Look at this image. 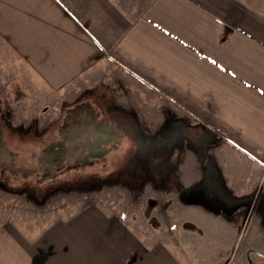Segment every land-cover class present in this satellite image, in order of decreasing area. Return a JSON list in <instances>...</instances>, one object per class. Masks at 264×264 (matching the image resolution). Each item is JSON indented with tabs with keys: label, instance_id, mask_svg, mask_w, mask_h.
Instances as JSON below:
<instances>
[{
	"label": "crops",
	"instance_id": "obj_1",
	"mask_svg": "<svg viewBox=\"0 0 264 264\" xmlns=\"http://www.w3.org/2000/svg\"><path fill=\"white\" fill-rule=\"evenodd\" d=\"M5 71L167 143L175 229L146 242L100 215L97 250L74 249L64 264H221L211 256L233 252L242 234L239 264H264V0H0ZM206 182L252 200L222 211L190 195ZM1 245L0 264H25Z\"/></svg>",
	"mask_w": 264,
	"mask_h": 264
},
{
	"label": "rangeland",
	"instance_id": "obj_2",
	"mask_svg": "<svg viewBox=\"0 0 264 264\" xmlns=\"http://www.w3.org/2000/svg\"><path fill=\"white\" fill-rule=\"evenodd\" d=\"M4 73H0V98L4 103L3 112L9 114L10 121L0 140L1 257L2 242H7L16 262L18 256L19 262L25 264H64L77 248L95 252L97 239L90 237L97 238L100 215L110 220L117 218L118 227L132 231L146 242L151 238V241L159 240L162 232L175 229L172 225L175 208L170 201L176 198V193H165L176 187L174 168H167V178L161 183L151 177V188L137 193L139 190L133 192L124 187L91 185L97 181L92 178L97 179L99 174L106 176L111 171L109 165L104 170L102 164L89 169L73 166L72 170L39 166L38 157L45 146L59 137L65 106L55 98L49 100L50 97L40 95L22 72ZM32 121L37 124L40 136L26 139L18 129ZM114 159L111 155L109 162ZM153 188L164 192L156 193ZM192 226L187 223L185 228ZM108 231L111 232V228ZM2 233L9 235L3 241ZM247 241L248 236L242 234L233 252H220L219 256L211 257L221 258V264H239ZM248 252V260L258 255L253 250ZM259 257L264 262V253Z\"/></svg>",
	"mask_w": 264,
	"mask_h": 264
},
{
	"label": "flooded vegetation",
	"instance_id": "obj_3",
	"mask_svg": "<svg viewBox=\"0 0 264 264\" xmlns=\"http://www.w3.org/2000/svg\"><path fill=\"white\" fill-rule=\"evenodd\" d=\"M62 104L65 108L59 137L45 146L38 157L39 166L44 164L56 169L72 170L89 169L102 164L104 170L109 165L111 171L106 176L99 174L97 179L92 178L97 181L91 182V185L124 187L133 192L139 190L137 193L151 188V177L160 181L158 183L164 177L167 178L168 166L163 160L167 143L161 134L152 138L147 134V127L139 126L129 119H116L120 113L106 111L101 105L88 102ZM3 106L0 98V140L4 128L9 126L7 121H10L9 114L3 112ZM36 127L37 124L32 121L28 126H21L18 131L26 139L39 138ZM111 155L115 159L109 162ZM207 186L206 182L190 195L207 203L217 204L225 212L247 206L252 200L244 205L233 206L234 203H227L230 194L222 186L215 189H208Z\"/></svg>",
	"mask_w": 264,
	"mask_h": 264
},
{
	"label": "water",
	"instance_id": "obj_4",
	"mask_svg": "<svg viewBox=\"0 0 264 264\" xmlns=\"http://www.w3.org/2000/svg\"><path fill=\"white\" fill-rule=\"evenodd\" d=\"M228 199L229 200L227 203H234L233 206H239V205H244V204L249 203L251 200V197L235 198V197L229 196Z\"/></svg>",
	"mask_w": 264,
	"mask_h": 264
}]
</instances>
